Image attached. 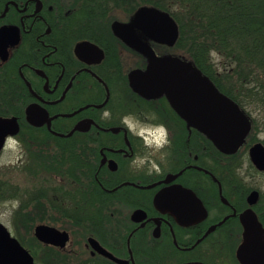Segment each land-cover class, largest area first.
<instances>
[{
    "label": "flooded vegetation",
    "instance_id": "flooded-vegetation-1",
    "mask_svg": "<svg viewBox=\"0 0 264 264\" xmlns=\"http://www.w3.org/2000/svg\"><path fill=\"white\" fill-rule=\"evenodd\" d=\"M141 5L149 4L0 0V116L18 124L0 153L16 149L19 178L34 187L0 177V201L21 200L8 225L0 223L34 264H246L239 250L259 229L245 228L241 214L251 209L264 229V195L230 168L241 148L260 141L249 133L241 147L222 151L165 94L147 98L131 87L129 73L147 72L148 59L112 24ZM117 9L124 19L111 15ZM178 38L173 46L139 39L158 56L190 60L175 48ZM151 112L155 121L143 115ZM129 114L168 128L171 155L158 175L130 167L148 150L121 123ZM40 225L65 232L64 246L39 240Z\"/></svg>",
    "mask_w": 264,
    "mask_h": 264
},
{
    "label": "water",
    "instance_id": "water-1",
    "mask_svg": "<svg viewBox=\"0 0 264 264\" xmlns=\"http://www.w3.org/2000/svg\"><path fill=\"white\" fill-rule=\"evenodd\" d=\"M112 30L116 36L123 37L148 59L147 72L134 69L129 73L133 90L147 98L165 94L174 109L185 118L187 125L199 129L218 149L233 152L243 145L252 127L245 110L221 92L192 61L171 54L158 56L153 48L139 39L149 38L153 42L173 46L179 29L168 11L152 5H141L129 21L113 22ZM17 130L15 117L0 116V150L5 137ZM248 155L254 167L264 171V145L256 142L249 148ZM257 195L258 192L253 190L248 200L253 202ZM159 198L156 197V201ZM201 211L203 214V210ZM240 218L245 228L259 229V238L254 242L250 240L248 232L245 234L244 243L239 250L240 258L246 264H264V229L251 209L244 211ZM35 235L42 242L60 247L67 240L65 232L45 225L37 226ZM0 264H34L29 251L11 236L2 223Z\"/></svg>",
    "mask_w": 264,
    "mask_h": 264
},
{
    "label": "trees",
    "instance_id": "trees-1",
    "mask_svg": "<svg viewBox=\"0 0 264 264\" xmlns=\"http://www.w3.org/2000/svg\"><path fill=\"white\" fill-rule=\"evenodd\" d=\"M131 1L168 11L179 26L175 48L241 108L250 101L264 103V0ZM213 50L227 71L214 68ZM1 193L0 188V199Z\"/></svg>",
    "mask_w": 264,
    "mask_h": 264
},
{
    "label": "rangeland",
    "instance_id": "rangeland-1",
    "mask_svg": "<svg viewBox=\"0 0 264 264\" xmlns=\"http://www.w3.org/2000/svg\"><path fill=\"white\" fill-rule=\"evenodd\" d=\"M125 12L126 11L123 9H117L113 10L111 15L118 19H124ZM211 53L210 61L214 64V68H216L218 72H221L224 68L227 71V67L221 65L224 63V58L216 51L215 53L217 55L215 57ZM242 109L249 115L253 125L252 130H250V141H260L264 144V139L261 138V136L264 135V103L260 102L259 104L257 101H250V103L243 106ZM18 156V151L9 147L0 153V177L3 176L4 178L7 177L12 179L15 185L19 183L17 186L33 189L34 187L31 183L24 186L19 178V173L15 166ZM230 168L232 175L236 177L242 185L246 188H256L264 195V173L257 172L253 167L248 157L247 149L244 150V148H241L238 154L231 159ZM5 201L8 202L7 205L3 203ZM16 201H19V204L21 202L20 199L11 198L0 201V221L6 225H8L9 216L17 209ZM27 209L31 210L32 207L29 206ZM14 235L16 234L14 233Z\"/></svg>",
    "mask_w": 264,
    "mask_h": 264
},
{
    "label": "clouds",
    "instance_id": "clouds-1",
    "mask_svg": "<svg viewBox=\"0 0 264 264\" xmlns=\"http://www.w3.org/2000/svg\"><path fill=\"white\" fill-rule=\"evenodd\" d=\"M214 57L217 55L213 50L211 53ZM147 120L155 121L158 117L155 112L143 114ZM103 118L110 119L111 114L108 110L103 112ZM121 123L134 136L143 141V146L148 151L144 155H136L131 160L130 167L136 171H145V174L152 176L162 172L161 165H167L168 157L171 155L170 149L172 141L170 140L169 131L163 123H144L135 115L129 114L122 118ZM264 139V135L261 136ZM9 139H12L9 137ZM19 144V141H17ZM5 205L7 201L3 202ZM16 208H19V201H16Z\"/></svg>",
    "mask_w": 264,
    "mask_h": 264
}]
</instances>
